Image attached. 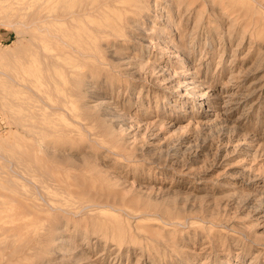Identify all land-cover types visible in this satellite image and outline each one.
Listing matches in <instances>:
<instances>
[{
	"label": "rangeland",
	"instance_id": "rangeland-1",
	"mask_svg": "<svg viewBox=\"0 0 264 264\" xmlns=\"http://www.w3.org/2000/svg\"><path fill=\"white\" fill-rule=\"evenodd\" d=\"M13 1L6 3L14 5ZM55 2L48 0L53 7L59 5ZM149 3L125 26V36L98 41L104 50L103 65L108 61L122 65H108L111 72L92 77L89 83L94 86L83 98L89 105L102 101L112 105L108 120L112 117L115 145L109 151L94 150L84 135L72 133V143L59 147L78 158L76 169L67 166L69 170H63L83 174L94 163L101 170L105 180L96 181L94 188L100 186L122 200L126 209L115 212H121L129 223L126 236L118 240L111 231L93 227L78 212L71 220L57 223L62 226L59 239L68 241L55 244L59 249L47 253L46 259L53 261L50 264H264V0ZM20 28L23 32L18 34L13 27L0 24V91L9 90V97L28 93L16 94L2 69L21 78L23 84L28 82L25 76L40 78L33 64H23L30 53L27 39L43 44V54L55 47L45 31ZM10 113L0 107V139L22 145L38 136L31 118L17 122ZM66 118L70 127L86 121L73 113ZM11 147L0 140V166ZM82 154L92 157L83 159ZM71 178L67 180L74 183ZM17 179L25 185L15 188L0 177V193L9 195L0 197L4 202L0 246L7 233L18 239L21 232L25 233L21 237L29 231L35 236L46 232V217L50 224L52 214L60 213L55 208L49 210L51 214L33 208L30 203L49 208L46 194L50 192L39 182ZM70 187L78 189L75 184ZM11 196L23 203L11 201ZM50 196L52 205L60 204L58 197ZM137 220L139 229L134 226Z\"/></svg>",
	"mask_w": 264,
	"mask_h": 264
},
{
	"label": "bare ground",
	"instance_id": "bare-ground-1",
	"mask_svg": "<svg viewBox=\"0 0 264 264\" xmlns=\"http://www.w3.org/2000/svg\"><path fill=\"white\" fill-rule=\"evenodd\" d=\"M6 1L10 2V0H0V24L13 27L18 34L23 30L20 28L21 26L26 29L32 27L34 30L37 29V31H45V35L47 37H52L54 42L53 44L56 48L53 46L49 47L51 52L48 51V53L43 54L41 52L42 48L40 47L43 44L39 45L38 41V49V46L31 37L27 39L26 46H28L30 53L27 55V62L25 61L23 64H33L36 68L35 75H38L40 77L39 79L29 78L24 74L28 82L23 84L20 83L22 80L21 78H17L16 76L14 77L10 73L7 74L8 72L4 73V69H2V74L7 78L4 79L12 83V88L15 93L20 94L23 90V92L28 93V95H15L14 97H9V94L11 93L9 90L6 89L5 93L0 91V107L3 110L9 109L12 119L17 122L21 120L23 121L27 116L28 118H31L33 120L31 123L32 127L38 129V131H36L38 132V136L33 135L30 139L31 141H26L25 139L27 143H22V145L21 142L8 144L10 141H7V138L0 139L2 143L12 146L10 154H6V156L3 155L4 163L0 166V177L2 176V178L10 186L15 188L25 185L18 181L17 178L19 177L20 179L23 178L26 180V182L31 181L33 183H41L40 185H43V188L50 192L48 194H46V192L44 193L48 197V201L46 202H48L50 207L48 208L45 205L46 208H44V204L41 206V203L39 205L40 208L38 203H30V205H32L33 208L42 210L48 214L50 212L49 210L54 208L56 210H60V213L52 211L55 212L52 214V219H54L52 221L54 222H51L50 224V217L45 216L48 220H46V222H48V229L45 227L46 232L42 230V235L41 232L40 235H38L39 231L36 236V233L32 234V231H27V236L24 235L21 237V233L25 234L24 232H21L18 233L20 234V238L13 239L10 238L11 235L9 236V233H7L8 235H5L4 239L6 236H9L8 238L12 239L13 242H9L10 244H8L11 246H7V242L5 241L10 240H1L4 242L3 244L5 246L1 243L3 246H0V264H50L53 261L50 262V260L48 261L46 259L47 253L54 250L57 251L59 248L55 249V244L58 242L65 243L68 241L64 237L62 238L65 240L59 239L61 234L59 235L58 230L62 226L59 227L57 223L61 221H64L65 223V220H71L70 218H74L71 217V215L75 216L78 212H83L81 217L85 215L84 217L86 220L88 219V221L91 222L93 227L106 232L111 231V235L113 233L118 240L126 236V227L129 223L127 219H122L121 212H115L116 210L123 211V209H126L125 207H122L124 203L120 199H115V195H110L107 191L105 192L100 189V186L98 188H94L96 181L102 182L105 180V177L101 174V170H99L97 165L94 163L93 165L90 164L91 166L89 165L88 170H86V172L89 171L91 176L84 174L86 173L85 169H87V167L83 169V174L82 172H67V170H69V167L67 166H75L78 158L75 157L74 154L61 151L59 147H65L72 143L74 140L72 136L74 134L78 135L80 138L84 135L87 143L94 150L102 147L109 151L111 147L115 145L114 139L116 136H113L111 124L109 123V120L112 117L108 120L112 113V105L110 107V105H108L105 101L99 103L100 105L98 103L97 105L96 103H94L95 105H89L90 103L88 104L86 102L87 100L85 101L83 98L91 92L88 91V88H93L94 86L91 85L92 83H89V80H91L92 77L99 74H108V71H110L108 65L112 68H117L122 65L117 61H108V63H106L107 65H103L104 61L102 59L105 58L103 57L102 52L104 50L102 51L98 41H106L110 36H125V33H123L125 26L131 23L132 18L148 9L150 3L149 0H97L96 3L92 0H53V2L56 1L55 3L59 4L53 7L48 4V0H42V2H33V0L29 2L28 0H26L27 2L25 0H21L18 2L16 0H12V4L14 5L7 4L8 2L6 3ZM51 2L52 0H50V3ZM42 3H47L48 5L46 7H42ZM43 9L45 10L43 11ZM246 10L245 14L247 13ZM242 14H244V12H242ZM50 27L53 29L51 30ZM54 29L55 31H53ZM49 42L51 41L48 39V43ZM111 48L113 47H110V49ZM113 49H116V47ZM53 50H55V52ZM117 52L118 51H116V55ZM112 54L110 55L112 56ZM85 67L86 69H83ZM121 73H125V71ZM106 98L108 97L106 96ZM68 113H73L76 116L80 115L81 119L86 121L82 122L81 120V122L79 121L80 124L78 126L70 127L64 122V120L67 119L66 116ZM38 123L41 124V126L38 125ZM10 135L7 136L11 137L12 135ZM117 141L118 137L116 142ZM90 157L92 156L82 154L83 159ZM82 158L80 157L79 160L81 161ZM96 158L97 155H93V159ZM80 165H77L78 168ZM66 167L67 170H63V168ZM76 168V166L75 168L73 167V169ZM69 176L73 178L74 183L68 181L70 178L67 180ZM72 184L78 186V189H71L70 185ZM31 186L28 187L32 189ZM2 193L3 192L0 193V197L9 196ZM24 193L25 191L23 194ZM32 193L33 192H30L29 195H33ZM49 194L58 197L61 205H52V203H50L52 197ZM35 195L34 197L39 198ZM10 198H12V200ZM10 198L9 200L11 201H17V198L15 197L14 199L12 196ZM9 200L6 201L11 203ZM15 202H13V204H15ZM20 202L18 203L20 204ZM2 203L4 202H1L0 200V208ZM64 204H69L70 208H68L69 206L63 207ZM32 207L30 208L32 209ZM31 209H27V211ZM15 210L16 208L14 207V211ZM14 211L11 213H14ZM32 212H28V214L31 213V216H33L32 214L35 215V213ZM37 219L35 221H37ZM33 220L34 218L32 221ZM27 224H29V222H27ZM46 224L47 223H45L44 226H46ZM134 226L139 229V227H141L140 220H137V223ZM30 233L34 236H30ZM149 233H147L149 236H154L153 232L149 231ZM130 234L129 237L132 235ZM12 236L14 237V234ZM262 239L263 238H261V240ZM65 249L70 251L69 248Z\"/></svg>",
	"mask_w": 264,
	"mask_h": 264
}]
</instances>
